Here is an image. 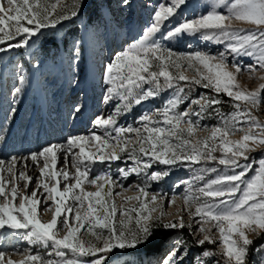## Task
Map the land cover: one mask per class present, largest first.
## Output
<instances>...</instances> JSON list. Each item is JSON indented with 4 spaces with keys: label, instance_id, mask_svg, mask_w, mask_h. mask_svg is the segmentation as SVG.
<instances>
[{
    "label": "snow or ice",
    "instance_id": "obj_1",
    "mask_svg": "<svg viewBox=\"0 0 264 264\" xmlns=\"http://www.w3.org/2000/svg\"><path fill=\"white\" fill-rule=\"evenodd\" d=\"M121 3L128 5L129 0ZM186 6L188 0L157 3L142 36L105 66L107 99L117 98L122 103L114 114L95 119V126L104 130V135L74 136L28 157H12L7 163L0 159V234L11 231L30 245L50 249L46 257L20 252L23 259L19 261L0 250V264H105L114 250L138 249L152 243L158 235L155 228L191 229V221L198 225L193 233L198 236L196 243L216 246V250L203 252L199 264H211L213 257L218 258L217 264H249L254 244L250 235L264 233V158L252 162L258 165L255 170L252 163L241 161L248 162V153L264 148V122L254 115L264 103V84L248 90L241 87L238 76L245 68L250 78L258 70L264 71V0H215L208 11L191 19L183 18L181 9ZM221 7L224 12L219 11ZM87 8L86 0H0V45H6L0 47V53L28 47L42 29L74 20ZM173 17L179 22L172 21ZM168 21L174 26L162 31ZM236 22L253 27L238 28ZM158 33L165 40L199 34L206 41L223 44L225 51L218 55L202 51L177 54L159 43ZM241 58L252 62L245 65ZM19 82H25L24 75L19 76ZM197 86L215 95L189 97ZM167 89L175 90L171 98L163 108L140 117L141 127L118 126V117L133 103L154 99ZM14 91L19 94L22 89L16 87ZM221 94L233 102L232 113L216 109L223 103ZM181 104L188 106L180 111ZM80 111V106L74 108V112ZM209 114L219 118L217 126L200 124ZM201 132L208 135L201 137ZM238 133L239 140L231 139ZM61 153L64 165L58 168ZM125 155L133 166L119 168L122 177L135 174L146 178L143 185H135V195L126 197L124 193L131 188H124L110 173L90 178L92 164L120 161ZM29 160L39 171L35 184L28 175ZM201 161L218 162L233 174L197 187L196 183L203 180L200 172L217 171L199 169L191 179L180 181L186 185L180 197L148 191L151 181L169 175L168 171L149 173L154 163L173 166ZM250 171L253 175L248 177ZM86 184L95 191L86 190ZM116 188L121 191L115 192ZM116 196L124 197L125 205L137 203L132 207L117 205ZM165 199L170 206L182 200L178 220L168 219ZM41 203L46 206L39 211ZM47 212H52V219L43 221L40 217ZM183 213L189 217L187 225ZM61 216L64 218L58 227ZM176 251L172 250L161 264H177ZM258 251L264 255V244Z\"/></svg>",
    "mask_w": 264,
    "mask_h": 264
},
{
    "label": "rangeland",
    "instance_id": "obj_2",
    "mask_svg": "<svg viewBox=\"0 0 264 264\" xmlns=\"http://www.w3.org/2000/svg\"><path fill=\"white\" fill-rule=\"evenodd\" d=\"M86 2L88 8L83 11L81 16L71 21H65L56 28L42 29V34L33 37L26 48H13L10 51L0 53V103H5L8 115L15 113L9 123L11 127L4 131L3 138L0 140L4 141L12 134L18 138L16 153L15 151L12 153L0 151V159L6 163L10 162L12 157L18 159L28 157L31 153L38 152L52 144H64L70 137L88 136L98 131V134L104 135V130L97 128L94 121L99 116H105V112L99 116L97 114L103 108L107 110L108 116L114 114L115 110L113 109L122 103L117 98H113L112 105L102 106L103 101L105 102L107 99L109 87L105 83V66L112 62L117 53L125 50L132 42L142 36L152 22L157 3L164 2V0H129L128 5H123L121 0H86ZM214 2L215 0H188V6L181 9L183 18L191 19L208 11ZM219 11L224 12L225 8L221 7ZM177 15L179 16L180 13ZM172 21L179 22L176 17H173ZM172 21L165 22V28L162 31L172 28L174 26ZM235 26L244 29L253 27L240 22H236ZM157 39L164 47L177 54L202 51L218 55L225 51L223 44L206 41L199 34L165 40L160 38L158 33ZM9 43H15V41ZM0 47H6V45H0ZM241 59L245 65L252 62L249 58ZM94 69H97V78L93 72ZM186 74L191 75V73ZM20 75L25 76L23 84L19 82ZM261 76H264V71L258 70L250 78L245 68L238 76V80L241 87L256 90L261 84H264V80L260 79ZM16 87L22 89L19 94L14 91ZM185 87L187 91V86ZM174 91V89H167L160 92L154 99L150 98L139 105L133 103L130 110L118 117V126L141 127L140 117L163 108L166 100L171 98ZM200 94L215 95L210 90L197 86L189 93V97L195 98ZM220 99L223 103L216 106L219 112L229 114L235 110L233 102L226 95L221 94ZM76 106L81 108L79 113L74 112ZM187 106V104H181L179 110L183 111ZM254 115L261 122H264V103L259 110L254 111ZM193 119L197 118L193 117ZM219 123L220 120L215 114L206 115L200 120V124L207 127L217 126ZM75 125L80 126L82 131L74 128ZM199 135L204 137L208 133L201 132ZM240 138L239 133L231 137L233 140ZM59 155L58 168L64 165V154ZM216 155L219 156L220 153H216ZM248 155L249 161H241V163H252L264 158V148H259L248 153ZM106 162L104 165L99 161L92 164L90 178L104 172L110 173L114 179L125 181L126 179L120 174L119 168L133 166L132 161L128 160L126 155L120 161ZM257 166V164L252 163L253 170ZM20 167L22 165H18V168ZM212 168H216L217 171L199 173L203 176V180L196 183L197 187L203 186L218 176L233 174L232 169L215 161H201L200 164L185 162L182 165L173 166L154 163L153 167L148 169L149 173L168 171L169 175L159 181H151L148 191L159 193L168 198L173 195L180 197L186 188V185L180 181L191 179L198 174L197 170L199 169ZM28 175L33 177V184H35L39 171L30 160L28 161ZM252 175L253 172L250 171L248 177ZM145 180L146 178L140 175L132 182L135 183L134 185H143ZM178 184L179 186H177ZM85 187L88 191H95V188L87 184ZM61 188H63V183ZM117 190L118 188L114 191L118 192ZM31 191L32 187L30 186L27 192L30 193ZM116 203L125 207L135 206L133 205L134 201L125 205L124 201L120 202L117 196ZM48 205L54 207L52 201H48ZM163 205L169 214V220L179 219L178 212L181 210L177 208L169 212L171 206L167 199L163 201ZM45 206L44 203H41L38 205V210L42 211ZM44 215L40 217L43 221L52 219L51 216L46 220ZM183 215L187 225L190 222L189 217L186 213ZM63 218L61 216L58 219V227L59 220ZM191 223V229L185 227L188 236H182L178 232L180 228H155L154 232L158 235L152 243L138 249L114 250L113 252L117 256L114 259H107L105 264H161L174 249L177 250L174 257L177 259V264H199L203 252L216 250V246L207 243L202 247L198 245L196 243L198 236L193 234L198 225L195 221H191ZM250 238L253 239L254 244L249 251V264H261V261H264V255H261L258 249L261 244H264V233H261L260 236L250 235ZM149 246L150 248L145 250ZM0 250L10 254L11 258L14 259V251L18 253L30 251L33 254L46 257L50 249L30 245L9 231L6 235L0 234ZM84 259H92V257H85ZM217 259V257L211 258V264H217ZM220 264H223V261Z\"/></svg>",
    "mask_w": 264,
    "mask_h": 264
},
{
    "label": "bare ground",
    "instance_id": "obj_3",
    "mask_svg": "<svg viewBox=\"0 0 264 264\" xmlns=\"http://www.w3.org/2000/svg\"><path fill=\"white\" fill-rule=\"evenodd\" d=\"M96 78H97V69H94L93 70ZM4 94V93H3ZM2 99V98H1ZM80 100H83V99H80ZM78 102V101H77ZM5 104V103H4ZM2 103H0V138H3V133L6 129L10 128V122H11V119L13 117V115L15 114H10L8 115L7 114V108H6V105H4ZM109 105H112V104H108L107 107ZM106 109L103 108L101 109V111L99 112V114H97V116L101 115L102 112H105V116H108V114L106 113ZM9 116V117H8ZM104 116V117H105ZM100 117V116H99ZM74 128H78L80 131H82L81 127L78 126V125H75ZM18 130V129H17ZM14 131V130H13ZM99 132V131H98ZM98 132H96V134H98ZM19 133V132H18ZM16 134V133H15ZM13 135V134H12ZM10 136L8 137L6 140L4 141H1L0 140V151L1 152H9V153H12L16 150V147H17V141H18V138L14 135V136ZM19 137V136H18ZM17 151V150H16ZM15 151V153H16ZM106 162V161H105ZM105 162H103V165L105 164ZM111 161H107L106 163H110ZM104 173V172H103ZM102 173V174H103ZM137 177V175L135 174H132L130 175V177H128L125 181H119L121 184L124 185V188H131L130 191H127L124 193V197L126 196H131L132 194L135 195L136 194V189H135V183L132 182V180H134L135 178ZM118 192H120V188H118L117 190ZM124 197L122 196H117V198L119 199L120 202L124 201ZM184 205H183V202L181 199H177L176 203L174 205H171V208L169 210V212L175 210V209H183ZM178 211V210H177ZM52 212H47L45 213L44 217L46 220H48V218H50L52 216ZM18 251V250H17ZM17 254L14 255V259L13 260H19V259H22L23 256L19 255L18 252H16Z\"/></svg>",
    "mask_w": 264,
    "mask_h": 264
},
{
    "label": "trees",
    "instance_id": "obj_4",
    "mask_svg": "<svg viewBox=\"0 0 264 264\" xmlns=\"http://www.w3.org/2000/svg\"><path fill=\"white\" fill-rule=\"evenodd\" d=\"M178 232H179L182 236H188V232H187V230H186L185 228H183V229H179ZM148 248H150V246H149V247H146L145 250H148ZM116 256H117V254L114 253V252L109 253V254H108V260H110V259H114Z\"/></svg>",
    "mask_w": 264,
    "mask_h": 264
},
{
    "label": "built area",
    "instance_id": "obj_5",
    "mask_svg": "<svg viewBox=\"0 0 264 264\" xmlns=\"http://www.w3.org/2000/svg\"><path fill=\"white\" fill-rule=\"evenodd\" d=\"M57 144V143H56Z\"/></svg>",
    "mask_w": 264,
    "mask_h": 264
}]
</instances>
